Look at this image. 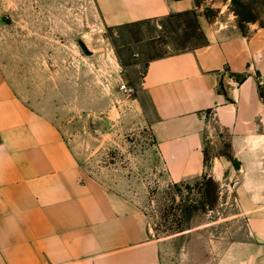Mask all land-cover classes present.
<instances>
[{
	"label": "crops",
	"instance_id": "0c3cea01",
	"mask_svg": "<svg viewBox=\"0 0 264 264\" xmlns=\"http://www.w3.org/2000/svg\"><path fill=\"white\" fill-rule=\"evenodd\" d=\"M93 1L108 27L199 12L196 0ZM205 35L204 46L148 61L140 103L168 182L207 169L218 182L234 180L246 218L235 246L249 264H264V25ZM224 137L231 158L207 166V148ZM124 184L85 176L52 119L18 96L0 68V264H162L160 243Z\"/></svg>",
	"mask_w": 264,
	"mask_h": 264
},
{
	"label": "rangeland",
	"instance_id": "374dc122",
	"mask_svg": "<svg viewBox=\"0 0 264 264\" xmlns=\"http://www.w3.org/2000/svg\"><path fill=\"white\" fill-rule=\"evenodd\" d=\"M196 1L195 16L108 27L93 0H0V68L18 96L52 119L85 176L112 187L125 182L123 193L160 243L162 264H249L235 246L246 218L237 213L234 180L218 182L207 169L168 182L140 103L151 59L204 44L205 30L232 36L264 25V0ZM196 24L205 37L190 33ZM228 144L224 137L207 148L206 165L231 156Z\"/></svg>",
	"mask_w": 264,
	"mask_h": 264
},
{
	"label": "trees",
	"instance_id": "16d2710c",
	"mask_svg": "<svg viewBox=\"0 0 264 264\" xmlns=\"http://www.w3.org/2000/svg\"><path fill=\"white\" fill-rule=\"evenodd\" d=\"M188 16H195V11H190V12H184V13H179V14H173V15H170L166 18H175V17H179V18H182V17H188ZM193 22H191L192 24ZM192 27H187L188 30H191ZM198 29L199 31V37L200 38H203L205 37L203 31L201 30L200 26L198 24H196V26H194V28H192L191 32L190 33H193L195 34L196 30ZM185 35V40H187L186 42H188L190 40L189 38V34H184ZM193 38H196L195 36H191ZM208 43V41L206 40V42L204 44H197L195 46H192V47H186V48H180L179 50H177L175 53L177 52H182L184 50H191V49H194V48H197V47H200V46H204ZM246 78V76H241L240 77V81H243L244 79ZM259 94H260V97L264 100V84H260L259 85ZM228 147L230 148V145L228 144ZM223 156H226L228 158H231V156L229 154H222ZM205 161H206V164H208V158H207V151L205 152ZM187 211H185V214H186Z\"/></svg>",
	"mask_w": 264,
	"mask_h": 264
},
{
	"label": "built area",
	"instance_id": "2783aa9c",
	"mask_svg": "<svg viewBox=\"0 0 264 264\" xmlns=\"http://www.w3.org/2000/svg\"><path fill=\"white\" fill-rule=\"evenodd\" d=\"M121 90L125 93H133V89L124 83L121 85Z\"/></svg>",
	"mask_w": 264,
	"mask_h": 264
}]
</instances>
